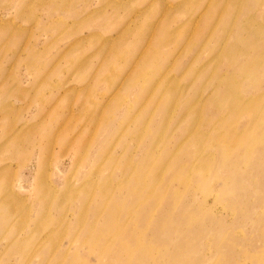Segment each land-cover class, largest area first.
<instances>
[{
	"label": "rangeland",
	"instance_id": "1",
	"mask_svg": "<svg viewBox=\"0 0 264 264\" xmlns=\"http://www.w3.org/2000/svg\"><path fill=\"white\" fill-rule=\"evenodd\" d=\"M262 22L264 0H0V264H264Z\"/></svg>",
	"mask_w": 264,
	"mask_h": 264
},
{
	"label": "bare ground",
	"instance_id": "2",
	"mask_svg": "<svg viewBox=\"0 0 264 264\" xmlns=\"http://www.w3.org/2000/svg\"><path fill=\"white\" fill-rule=\"evenodd\" d=\"M233 1H236V0H233ZM219 6V5H218ZM218 8V7H217ZM232 15V14H231ZM206 22V21H205ZM204 22V23H205ZM229 22V21H228ZM244 31V30H243ZM253 33H255V34H258V33H260V34H264V22H262V23H260L259 24V26L258 27H254V32ZM261 35V36H262ZM233 36V37H232ZM232 38L230 39L229 38V43L228 44H232V43H234V37L236 36V34L234 35V33L232 34ZM258 36V35H257ZM160 37V36H159ZM249 38H251V42H247V40H249V39H241L240 37H238V39H240V46H238V47H234V45H232L230 48V50H226L227 51V53H230V54H232L233 52H235L236 54H240V53H242V55H243V57H244V54H249V48H250V45H252V43L256 40V37H254V36H250ZM255 38V39H254ZM254 39V40H253ZM260 41V40H259ZM262 41H264V40H262ZM261 41V42H262ZM258 43V42H257ZM260 43V42H259ZM229 46V45H228ZM228 46H226V47H228ZM260 49H262L263 50V52H264V44L263 45H261L260 46ZM251 50V49H250ZM134 51V50H133ZM132 53V52H131ZM133 54H131V56H132ZM172 55V54H171ZM170 55V56H171ZM249 56V55H248ZM167 57H168V55H167ZM250 57H251V55H250ZM248 58L249 57H247V60H248ZM161 59V58H160ZM165 61V60H164ZM170 61V60H169ZM256 61V60H255ZM166 62V61H165ZM239 62V61H238ZM247 63H248V61H246ZM144 63V62H143ZM242 63H244V62H242ZM263 63V62H262ZM245 64V63H244ZM246 66V65H245ZM257 67V66H256ZM239 68V67H238ZM243 68V67H242ZM241 69V68H240ZM242 70V69H241ZM240 71V70H239ZM253 71V70H252ZM239 73V72H238ZM156 74V73H155ZM158 74V73H157ZM254 74H255V72H254ZM237 75V74H236ZM244 75V74H243ZM257 75H258V73H257ZM256 75V76H257ZM252 76V75H251ZM255 76V77H256ZM201 77V76H200ZM225 78H223V80H225V79H227V75H225L224 76ZM259 77H260V75H259ZM198 79V78H197ZM201 79V78H200ZM261 80V79H260ZM232 81H234L233 80V78H232ZM246 81V80H245ZM247 82H249V81H247ZM246 82V84H249V83H247ZM254 82V81H253ZM252 82V83H253ZM257 82H259L258 81V79H257ZM263 82V81H262ZM254 84H256V83H254ZM262 84V83H261ZM232 86H236V83L235 82H233L232 83ZM261 86V85H260ZM250 88H252V87H250ZM253 89V88H252ZM255 89V88H254ZM144 90V89H143ZM142 90V91H143ZM144 92V91H143ZM232 93H233V98H234V100H236V103H235V106L237 107V110H238V108L239 107H241V105L238 103V102H243V97L241 96L242 95V93L240 94L239 92H236V90H232ZM141 94H142V92H141ZM145 95V94H144ZM144 95H142V96H144ZM146 96V95H145ZM258 96H256L255 98L253 97V98H251V99H249L248 100V102H247V104H246V106H245V110H246V112H247V114H249L248 116H250L251 118L252 117H254V115H255V113H256V111H258L259 110V108H260V106H259V103H262L261 105L263 106V109H264V94L262 93V94H260L259 95V97L257 98ZM214 99V98H213ZM233 100V101H234ZM233 104H234V102H233ZM169 105V104H168ZM167 105V106H168ZM226 107V106H225ZM235 107V108H236ZM165 109V108H164ZM224 109V108H223ZM233 111H235V112H238L236 109H234V107H233V109H232ZM233 116H235V114L233 115ZM231 120H233V117H231ZM230 120V121H231ZM253 120V119H252ZM250 136V138L252 137L251 135H249ZM13 143H15V142H13ZM127 165V164H126ZM125 165V166H126ZM43 179V178H42ZM50 188V187H49Z\"/></svg>",
	"mask_w": 264,
	"mask_h": 264
}]
</instances>
